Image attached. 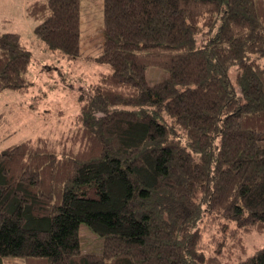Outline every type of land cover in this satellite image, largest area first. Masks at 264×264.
<instances>
[{"label": "trees", "instance_id": "trees-1", "mask_svg": "<svg viewBox=\"0 0 264 264\" xmlns=\"http://www.w3.org/2000/svg\"><path fill=\"white\" fill-rule=\"evenodd\" d=\"M50 49L80 53V0H34ZM264 0H105L102 72L77 127L0 153V264H235L264 233ZM31 51L0 33V91L27 90ZM168 77L150 83L147 68ZM168 115L170 119H166ZM103 239L82 249L80 225ZM213 229V230H214Z\"/></svg>", "mask_w": 264, "mask_h": 264}, {"label": "rangeland", "instance_id": "rangeland-1", "mask_svg": "<svg viewBox=\"0 0 264 264\" xmlns=\"http://www.w3.org/2000/svg\"><path fill=\"white\" fill-rule=\"evenodd\" d=\"M34 0H0V33L16 32L31 51V63L26 78L27 90L0 91V153L28 138L48 136L55 140L77 127L80 96L87 92L108 68L99 62L104 43L105 0H80V53L70 59L60 51L48 48L37 36L39 24L27 14L26 7ZM264 64V57L262 59ZM150 83L168 77L165 69L149 66ZM166 119H170L165 115ZM203 233V248L207 264H235L214 253L212 232ZM82 249L101 254L103 239L90 227L80 225ZM247 254L264 247V233L247 236ZM10 264H23L22 258H7Z\"/></svg>", "mask_w": 264, "mask_h": 264}]
</instances>
